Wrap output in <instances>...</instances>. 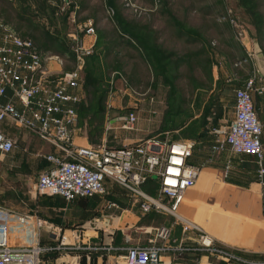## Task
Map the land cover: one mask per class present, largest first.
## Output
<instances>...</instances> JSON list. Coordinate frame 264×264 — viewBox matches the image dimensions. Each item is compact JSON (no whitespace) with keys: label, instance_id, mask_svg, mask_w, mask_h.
Here are the masks:
<instances>
[{"label":"rangeland","instance_id":"374dc122","mask_svg":"<svg viewBox=\"0 0 264 264\" xmlns=\"http://www.w3.org/2000/svg\"><path fill=\"white\" fill-rule=\"evenodd\" d=\"M108 1L0 0V19L31 37L42 57L62 59V64L46 60L51 80L75 66V42L92 45L80 73L74 143L118 148L190 138L200 148L210 145L212 130L230 123L237 81L257 69L264 77V0H130L135 7L113 0L122 37ZM88 20L95 31L91 37L83 35ZM131 37L142 50L128 42ZM35 38L46 40L47 48ZM185 52L197 58L175 70L173 60ZM248 56L253 59L243 62ZM128 111L136 115L132 130L115 118ZM20 135L15 149H34V135L27 131L24 144ZM17 174L34 182L31 162L25 160Z\"/></svg>","mask_w":264,"mask_h":264},{"label":"built area","instance_id":"2783aa9c","mask_svg":"<svg viewBox=\"0 0 264 264\" xmlns=\"http://www.w3.org/2000/svg\"><path fill=\"white\" fill-rule=\"evenodd\" d=\"M121 1L135 7L130 0ZM107 11L113 19L114 9L108 7ZM83 35H95L91 20L84 26ZM71 51L75 66L51 80L47 76L46 60L54 59L62 64V59L57 55L42 57L31 38L22 37L10 23L0 19V99L11 92V98L0 100V152H10L16 145L2 126L23 128L55 149L45 156L50 167L36 179L33 188L38 194L60 196L65 201L101 196L106 194L105 182L110 181L129 195L142 213L156 211L180 219L178 206L197 176V167L188 161L197 142L194 139H147L118 148L104 144H75L71 129L77 120L75 105L81 99L80 73L84 58L92 53V45L78 41L71 46ZM248 58L242 61L246 62ZM254 95H264V77L258 69L244 79L242 86L234 89L232 120L227 126L212 130L210 149L216 152L227 147L235 155L255 158L264 218L263 129L254 107ZM121 118L122 128H134L136 115L133 111ZM147 184L153 185L152 193L145 189ZM108 207H117V204L110 202ZM28 219L26 215L0 205V264H39L44 247L11 245L5 239L8 225L19 220L28 222ZM188 228L190 225L185 226ZM163 237L164 230L159 229L147 245L128 247L122 264H159L161 247L156 239ZM198 240L199 247L209 254L242 264H264V259L234 254L206 233H200Z\"/></svg>","mask_w":264,"mask_h":264},{"label":"crops","instance_id":"0c3cea01","mask_svg":"<svg viewBox=\"0 0 264 264\" xmlns=\"http://www.w3.org/2000/svg\"><path fill=\"white\" fill-rule=\"evenodd\" d=\"M245 78L237 81L234 89L242 86ZM7 98H11L10 91L0 100ZM253 102L262 123L264 145V95H254ZM117 115L121 122L123 115ZM13 126L3 125V131L15 141L21 133V142L27 143V131ZM200 144L197 142L188 159L197 167V176L178 206L180 219L156 211L142 213L110 181L105 182L106 194L101 196L65 201L60 196L38 194L33 188L35 181L50 165L45 156L55 149L35 135L34 149H15V145L10 152H0V205L29 218L8 225L6 242L44 247L39 264H122L128 247L147 245L163 229L164 237L156 239L161 247L159 264H242L203 251L198 240L202 232L240 257L264 259L262 191L255 158L235 155L227 147L214 152L209 144L201 148ZM25 160L34 168V182L17 174ZM149 186L152 193L153 185ZM110 202L117 207H108ZM186 225L190 228L185 229Z\"/></svg>","mask_w":264,"mask_h":264},{"label":"trees","instance_id":"16d2710c","mask_svg":"<svg viewBox=\"0 0 264 264\" xmlns=\"http://www.w3.org/2000/svg\"><path fill=\"white\" fill-rule=\"evenodd\" d=\"M111 4H113L114 5V1L113 0H109L108 1V5H109V7H111L112 9H114L113 7V5H111ZM251 12L255 15V16H257V13L255 12V11H253V9H251ZM116 11H115V9H114V15H113V22L115 23V18H116ZM256 20H257V17H256ZM6 22V21H5ZM8 23V22H7ZM26 30H29L28 29V27L30 26V23H26ZM131 27H133V26H131ZM15 28V30L20 34V32L17 30V28L16 27H14ZM141 28H146L145 26H141ZM30 29H31V26H30ZM115 29H116V31H117V33H118V35L119 36H125L124 35V33H123V31H122V29H123V26L120 24V23H118V22H116L115 23ZM22 37H27L24 33H21L20 34ZM29 38H31V37H29ZM32 39V38H31ZM35 41H36V43H38L39 44V46L40 47H42V48H47V46H46V40H44V39H39V38H35ZM34 42V41H33ZM128 42L131 44V45H133L134 47H136V48H138L139 50H142V47L137 43V41L134 39V38H128ZM197 55H198V53H195V52H185L184 53V55H182V56H180V57H178V58H175L174 60H173V65H174V69L175 70H177L178 69V67L181 65V63L182 62H188L189 60H191V58L194 56H196V58H197ZM190 62V61H189ZM79 104V103H78ZM78 104H76L75 106H76V110H77V106H78ZM186 139H190V138H186ZM146 186H148V187H146L145 189L146 190H148L149 192H151V189H149V185L147 184ZM152 188V187H151ZM153 189V188H152ZM94 197V196H93ZM62 198V197H61ZM63 199V198H62Z\"/></svg>","mask_w":264,"mask_h":264}]
</instances>
